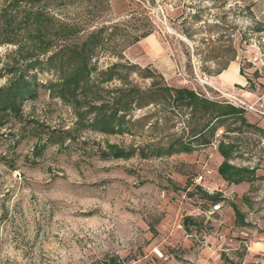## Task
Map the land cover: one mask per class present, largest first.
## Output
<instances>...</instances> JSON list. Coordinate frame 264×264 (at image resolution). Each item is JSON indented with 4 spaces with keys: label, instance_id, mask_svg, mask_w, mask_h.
<instances>
[{
    "label": "rangeland",
    "instance_id": "374dc122",
    "mask_svg": "<svg viewBox=\"0 0 264 264\" xmlns=\"http://www.w3.org/2000/svg\"><path fill=\"white\" fill-rule=\"evenodd\" d=\"M9 1L0 0V7ZM52 2L51 13L78 22L82 37L96 27L117 25L128 42L151 30L119 54L105 52L96 61L100 68L125 61L137 65L140 71L131 70L125 78L140 88L151 82L141 78L147 68L168 86L220 101L228 102L223 94H230L252 105V94L264 92V0ZM13 49L1 46L0 57ZM215 54L219 57L213 59ZM231 65L239 67L237 76L252 79L253 86L228 84L222 74ZM222 66L226 68L219 72ZM37 77L45 82L51 75L38 72ZM5 81L1 78L0 86ZM121 85L113 80L106 88ZM242 91L251 94L242 96ZM153 111L131 112L132 120L148 116L145 128L133 135L79 132L74 142L48 145L39 155L35 146L45 142L46 131L72 127L69 106L40 89L35 99L22 104L20 119L4 116L0 264H105L109 258L122 264H264V140H242L247 153L233 164L257 166L262 179L238 197L210 185L212 179L221 181L215 154L222 139L219 131L212 145L191 154L128 161L96 155L104 142L142 146L193 125L188 121V126L183 112H175L164 128L151 129L149 122L157 117L150 115ZM205 193L220 194L214 202L220 208L212 214L207 211L214 203ZM230 202L242 212L244 224L231 223ZM188 216L193 224L185 227Z\"/></svg>",
    "mask_w": 264,
    "mask_h": 264
},
{
    "label": "trees",
    "instance_id": "16d2710c",
    "mask_svg": "<svg viewBox=\"0 0 264 264\" xmlns=\"http://www.w3.org/2000/svg\"><path fill=\"white\" fill-rule=\"evenodd\" d=\"M52 1L10 0L0 7V47H14L0 57V61L4 60L0 66V79L6 78L0 86V126L4 116L20 119L22 104L35 99L40 89H45L49 98L69 106L74 122L68 129L46 131L45 142L35 146L37 155L48 145L64 147L66 143L74 142L79 132L103 136L133 135L140 127L141 130L145 128L148 118L146 115L132 120L134 110L154 108L150 115L157 117L149 122L151 129L164 128L175 112H183L188 126V121L193 125L181 130L180 135L165 132L162 141L145 142L136 147L104 142L96 155L102 160L128 161L134 157L148 160L191 154L212 145L216 132L222 130V139L216 147L223 159L217 168L221 179L228 184H251L262 179L256 175L257 166L233 164L235 159L247 153L243 139L259 138V143L264 140V129L247 121L246 110L186 87L168 86L147 68L141 70V78L151 82L140 88L125 78L131 70L139 72L140 68L126 61L100 68L96 61L101 54L117 55L152 31H144L127 42L117 25L100 26L82 37L83 30L78 22L51 13ZM98 1L107 5L111 0ZM192 18L195 20L197 16ZM185 36L191 37L190 34ZM217 57L215 54L213 59ZM225 68L220 67L219 72ZM38 72L51 75V78L42 82L37 77ZM254 75L257 77L256 73ZM113 80L121 81L122 85L113 90L106 88ZM251 81L247 78V84L253 86ZM219 195L205 193L213 203L221 198ZM229 205L235 214V224H244L238 206L234 202ZM184 220L185 227L193 223L192 217ZM105 264L122 263L109 258Z\"/></svg>",
    "mask_w": 264,
    "mask_h": 264
},
{
    "label": "crops",
    "instance_id": "0c3cea01",
    "mask_svg": "<svg viewBox=\"0 0 264 264\" xmlns=\"http://www.w3.org/2000/svg\"><path fill=\"white\" fill-rule=\"evenodd\" d=\"M238 69H239V67L237 68L236 65H231L229 67L228 71L226 70V72H224L222 74V77L225 79V81L228 84L231 83L233 85L235 84L237 86L242 87V86L246 85L247 80H246L245 77L237 76L236 75V72L238 71ZM252 96L254 97L253 102H252L253 103L252 105H254V107L256 109V112L253 111V110L247 111V113H246V119H247L248 122H250L252 124H256L258 127L264 129V115H261L259 113V111H263L264 112V92H259L257 90L256 92H254L252 94ZM215 154L218 155L219 163L222 162L223 159L218 154L217 151L215 152ZM220 179H221V177H220ZM210 185L211 186H214L213 188L221 187V189L218 188V190H223L224 192H231V193H233V195H236L237 197L243 195L244 193H247V191L249 190V188L251 186V184L250 183H247V182H242V183H239V184H228L227 182L223 181L222 179H221V181L220 180L212 179V183H210ZM228 207L225 209V212H227ZM230 210H231V216H232V218L230 219L231 220V223L235 224V214H234V211H232L231 208H230ZM183 243H182V246L185 247L186 243H184V244ZM251 250L253 252L256 251L255 248L254 249L252 248ZM252 255H253L252 252L249 254V256L247 254L246 255V260H247V257L250 258Z\"/></svg>",
    "mask_w": 264,
    "mask_h": 264
},
{
    "label": "built area",
    "instance_id": "2783aa9c",
    "mask_svg": "<svg viewBox=\"0 0 264 264\" xmlns=\"http://www.w3.org/2000/svg\"><path fill=\"white\" fill-rule=\"evenodd\" d=\"M242 92H244V91H242ZM251 93H249V92H244L243 94H242V96H247V95H250ZM224 95V97H225V99H227V101H228V103H230V104H233L234 106H237V107H240V108H243L244 110H246V111H251V110H253V111H255L256 112V109H255V107H254V105H250L249 103H247L244 99H239L237 96H234V95H230V94H223ZM259 113L261 114V115H264V112L263 111H259ZM219 133H221V131H219ZM243 165H245V166H248L249 164H243ZM250 166V165H249ZM250 167H252V165L250 166ZM199 178V180H201L202 179V177H198ZM218 208H220V203H214L211 207H210V209L207 211V214H212L213 212H214V210H216V209H218Z\"/></svg>",
    "mask_w": 264,
    "mask_h": 264
}]
</instances>
